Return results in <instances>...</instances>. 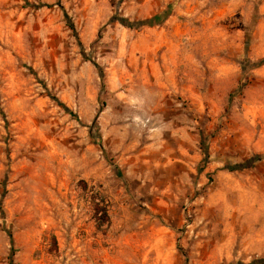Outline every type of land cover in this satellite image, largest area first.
<instances>
[{"label":"rangeland","instance_id":"obj_1","mask_svg":"<svg viewBox=\"0 0 264 264\" xmlns=\"http://www.w3.org/2000/svg\"><path fill=\"white\" fill-rule=\"evenodd\" d=\"M0 264H264V0H0Z\"/></svg>","mask_w":264,"mask_h":264},{"label":"trees","instance_id":"obj_2","mask_svg":"<svg viewBox=\"0 0 264 264\" xmlns=\"http://www.w3.org/2000/svg\"><path fill=\"white\" fill-rule=\"evenodd\" d=\"M66 24L72 31H74L73 24L70 21H67ZM262 158L263 157L259 155V156L256 157V160H261ZM103 216H105V211L103 212Z\"/></svg>","mask_w":264,"mask_h":264}]
</instances>
